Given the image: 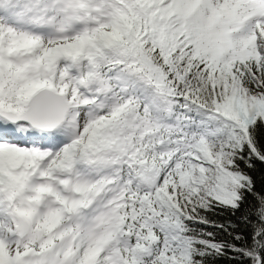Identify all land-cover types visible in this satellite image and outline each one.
Instances as JSON below:
<instances>
[{
    "label": "snow or ice",
    "instance_id": "obj_1",
    "mask_svg": "<svg viewBox=\"0 0 264 264\" xmlns=\"http://www.w3.org/2000/svg\"><path fill=\"white\" fill-rule=\"evenodd\" d=\"M0 264H264V0H0Z\"/></svg>",
    "mask_w": 264,
    "mask_h": 264
}]
</instances>
